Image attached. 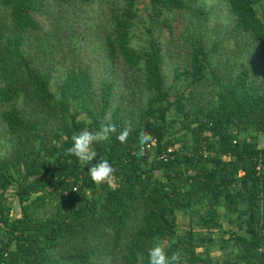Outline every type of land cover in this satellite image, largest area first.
<instances>
[{
    "label": "trees",
    "instance_id": "1",
    "mask_svg": "<svg viewBox=\"0 0 264 264\" xmlns=\"http://www.w3.org/2000/svg\"><path fill=\"white\" fill-rule=\"evenodd\" d=\"M220 1L0 0V264H264V0ZM101 122L96 184L65 149Z\"/></svg>",
    "mask_w": 264,
    "mask_h": 264
},
{
    "label": "clouds",
    "instance_id": "2",
    "mask_svg": "<svg viewBox=\"0 0 264 264\" xmlns=\"http://www.w3.org/2000/svg\"><path fill=\"white\" fill-rule=\"evenodd\" d=\"M132 130V121H127L125 127L116 138L121 143H126ZM116 131V126L113 123L101 122L98 129L90 130L84 128L74 132L71 136V146L65 149V153L73 157L74 162L87 167L90 178L96 184L106 182L113 175L114 168L106 158L101 157L97 160L98 153L93 145L110 141L112 134L116 133ZM151 140L152 136L150 133L142 129L139 132L138 150L134 151L133 155L138 158L142 157ZM73 191L78 190L73 189ZM143 255V253L138 252V259L143 260ZM184 256L185 254L181 249H177L169 255L167 247L157 237L154 238L151 246L147 249V264H184Z\"/></svg>",
    "mask_w": 264,
    "mask_h": 264
},
{
    "label": "rangeland",
    "instance_id": "3",
    "mask_svg": "<svg viewBox=\"0 0 264 264\" xmlns=\"http://www.w3.org/2000/svg\"><path fill=\"white\" fill-rule=\"evenodd\" d=\"M148 1L149 0H137L136 8H137L139 14H144L149 10L148 9V7H149ZM201 1L205 3L206 8H211L212 14H217L218 16H222L224 14V8L222 7V3L220 0H201ZM214 19H215L214 16H210L209 24L214 22L213 21ZM159 37L161 39H165L167 37V32H162L159 35ZM133 40L135 43L141 42L140 39H137V38H134ZM262 144H264V136H261V138H260V145H262ZM7 195L9 196L10 201H11V205H12V210H11L9 216L14 217V216L18 215V213H19V203H18L17 197L13 193L12 188L7 191ZM177 220L180 223L184 224L186 222V217L184 218L180 214H178Z\"/></svg>",
    "mask_w": 264,
    "mask_h": 264
},
{
    "label": "built area",
    "instance_id": "4",
    "mask_svg": "<svg viewBox=\"0 0 264 264\" xmlns=\"http://www.w3.org/2000/svg\"><path fill=\"white\" fill-rule=\"evenodd\" d=\"M75 187H76V185H75Z\"/></svg>",
    "mask_w": 264,
    "mask_h": 264
}]
</instances>
